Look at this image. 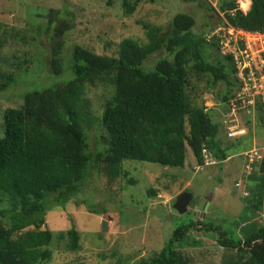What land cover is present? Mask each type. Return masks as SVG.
<instances>
[{"label": "trees", "instance_id": "1", "mask_svg": "<svg viewBox=\"0 0 264 264\" xmlns=\"http://www.w3.org/2000/svg\"><path fill=\"white\" fill-rule=\"evenodd\" d=\"M26 1V14L36 20L46 19L47 25H40L38 30L45 28L50 51L34 86L27 85V81L31 66L40 65V61L31 51L21 53L15 73L0 71V93L19 83L27 86L20 94L12 93L21 101L19 104L0 105V264H45L52 256L53 238L64 241L71 252L80 250V235L75 228L53 233L43 226L48 212H57L54 215L58 217L71 208L92 166L100 169L106 185L112 186L117 178L129 175L124 161L183 168L187 148L199 166L205 164L203 150L215 162L225 161L233 144L223 147L217 140L221 125L212 121L208 108L198 98L194 81H204L208 90L217 83L224 84L227 91L221 101L227 104L228 112V101L240 83L233 54L221 48L223 39L206 36L205 30L195 32V18L185 11L172 17L167 33L162 26L140 22L143 37H122L114 52L96 54L74 44L66 69L61 52L69 25L60 19V11ZM182 1L221 15L223 28L264 34V0H249L247 11L239 9L236 0H215V7L207 0ZM111 2L107 0V4ZM121 3L125 17L134 12L138 1ZM0 34L10 37L3 26ZM161 51L165 56L146 70L144 63ZM97 84L107 85L110 96L98 120L102 147L92 150L86 132L93 125L86 86ZM243 113L236 112L238 123ZM258 118L264 122L260 111ZM224 131L226 138L236 141L239 147L245 134L230 138ZM250 151L242 154L246 165L243 175L256 179V194H252L257 197L251 208L261 215L251 219L257 227L228 236L221 227L202 221L200 233L236 250L239 259L247 256L238 264H264V160L261 165L249 162ZM248 168L252 174L245 173ZM148 194L155 195V190L150 189ZM197 226L194 219L177 225L157 253L135 264H187L181 249Z\"/></svg>", "mask_w": 264, "mask_h": 264}, {"label": "rangeland", "instance_id": "2", "mask_svg": "<svg viewBox=\"0 0 264 264\" xmlns=\"http://www.w3.org/2000/svg\"><path fill=\"white\" fill-rule=\"evenodd\" d=\"M137 1L134 12L125 17L122 14V0H112L111 4H107V0H33V3L60 11V19L69 25L70 30L64 35L61 52L66 69L74 44L90 48L96 54L114 52L122 37L128 36L136 40L143 37L140 22L162 26L167 33L172 17L183 11L194 16L195 32L205 30L206 36L217 35L223 39V49L227 32L223 31L219 21L221 15L211 10L195 9V5L185 4L182 0ZM207 1L213 7L216 6L215 0ZM236 2L239 9L245 11L250 4L249 0ZM23 3L26 4L27 1L24 0ZM23 3L20 0H0V27L3 26L10 35L5 37L0 34V71L15 73L16 63L22 58L21 53L31 51L40 61V65L36 63L31 66L27 81V85L34 86L43 72L42 64L50 51L45 28L38 30L40 25H47V22L44 18L36 20L26 14ZM164 56L162 51L151 56L143 67L146 70L152 69L157 59ZM63 69L65 70L64 66ZM194 83L198 98L208 108L212 121L221 125L217 140L223 147L233 144L231 150L227 151L228 158L222 163L215 162L213 166H198L187 148L183 168L124 161L123 166L129 175L117 178L112 186L106 185V176L100 169L92 166L80 190L73 197L71 208L58 215L59 218L54 215L57 212H48L47 223L43 226L53 233L75 228L80 235V250L71 252L67 250L64 241L53 238L50 246L52 256L45 264H135L139 259L157 253L171 230L191 219L196 220L199 226L192 230V238L181 249L188 260L187 264H238V261L245 260L247 256L239 259L236 250L220 246L209 239L211 236L200 233V225L202 221L205 224L212 223L221 227L228 236L257 227L255 219H251L253 216L260 218L261 215L260 211L251 208L257 197L254 195L256 179L254 181L249 179V175H243L246 165L242 154L253 144L264 142V122L252 117L253 123L243 113L240 124L245 126L247 133L239 140L240 146H236V141L226 138L223 126L224 117L229 113L227 104L221 101V95L227 91L226 86L217 83L208 90L205 89L204 81ZM26 88L24 83L10 86L0 93V105L19 104L21 101L18 97L14 98L12 95L20 94ZM86 95L93 118V125L86 129L89 147L92 150L100 149L101 129L98 120L104 102L110 96V88L103 84L86 86ZM1 115L0 112V126ZM252 137L255 138L253 144ZM251 171L249 174H252ZM245 173L248 174V170ZM237 179L238 185L234 184ZM130 180L136 183L132 184ZM150 189L155 190V195L148 194ZM182 192L192 196L185 213H179L173 208L175 198ZM207 197L209 203L205 211L201 212L198 210L199 202ZM248 201L251 206H248ZM89 210L99 214H91ZM194 212H199L198 216H194ZM102 221L106 222V231L102 230Z\"/></svg>", "mask_w": 264, "mask_h": 264}, {"label": "built area", "instance_id": "3", "mask_svg": "<svg viewBox=\"0 0 264 264\" xmlns=\"http://www.w3.org/2000/svg\"><path fill=\"white\" fill-rule=\"evenodd\" d=\"M223 31L227 32L223 49L233 54L240 82L235 95L228 101L229 113L223 120L227 137L231 138L245 133L235 117L237 111L251 117H256L260 111L264 118V34L231 27L223 28ZM202 152L204 165L215 163L205 150ZM250 153L249 162L260 164L264 160V143L254 146ZM250 171L248 168V173Z\"/></svg>", "mask_w": 264, "mask_h": 264}, {"label": "water", "instance_id": "4", "mask_svg": "<svg viewBox=\"0 0 264 264\" xmlns=\"http://www.w3.org/2000/svg\"><path fill=\"white\" fill-rule=\"evenodd\" d=\"M210 198V196H209ZM209 198H204L200 200L198 210L204 212L207 204L209 203ZM192 196L186 192H182L175 198L173 208L179 213H185L188 207V204L191 202ZM194 216H198L199 212H194ZM102 230L106 231V222L102 221Z\"/></svg>", "mask_w": 264, "mask_h": 264}, {"label": "clouds", "instance_id": "5", "mask_svg": "<svg viewBox=\"0 0 264 264\" xmlns=\"http://www.w3.org/2000/svg\"><path fill=\"white\" fill-rule=\"evenodd\" d=\"M241 10H243V9H241ZM247 10H248V9H247ZM247 10H246V11H247ZM243 11H245V10H243ZM246 32H247V31H246ZM249 117L252 119L251 116H249ZM262 117H263V116H262ZM254 118L257 119V118H258V115H257L256 117H254ZM252 121H253V119H252ZM263 121H264V118H263ZM253 123H254V121H253ZM223 125H224V124H223ZM243 128L245 129V133H244V134L246 135V133H247V132H246V128H245V127H243ZM244 134H243V135H244ZM254 139H255V138L252 137V144L254 143ZM262 143H264V142H262ZM262 143H260V144H262ZM260 144H253V146L251 147V149H252L254 146H257V145H260ZM198 166H199V165H198ZM204 166H207V165H204Z\"/></svg>", "mask_w": 264, "mask_h": 264}, {"label": "crops", "instance_id": "6", "mask_svg": "<svg viewBox=\"0 0 264 264\" xmlns=\"http://www.w3.org/2000/svg\"><path fill=\"white\" fill-rule=\"evenodd\" d=\"M249 5H250V4H249ZM248 8H249V6H248ZM248 8H247V9H248Z\"/></svg>", "mask_w": 264, "mask_h": 264}]
</instances>
